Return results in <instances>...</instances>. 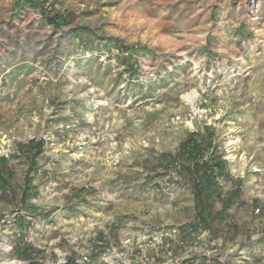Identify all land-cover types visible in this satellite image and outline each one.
<instances>
[{
  "label": "rangeland",
  "instance_id": "rangeland-1",
  "mask_svg": "<svg viewBox=\"0 0 264 264\" xmlns=\"http://www.w3.org/2000/svg\"><path fill=\"white\" fill-rule=\"evenodd\" d=\"M36 1L70 23L54 28L33 8L11 20L15 0H0V156H15L0 231L4 217L8 230L20 225L43 264H264V4ZM241 25L253 36L237 37ZM75 26L93 30L89 47ZM118 41L146 46L133 54L134 79ZM205 125L229 164L223 189L241 178L245 201L233 210L237 231L218 238L179 232L191 194L158 165ZM31 140L44 141L31 170L38 194L22 203L31 155L18 148ZM20 263L0 242V264Z\"/></svg>",
  "mask_w": 264,
  "mask_h": 264
},
{
  "label": "trees",
  "instance_id": "trees-1",
  "mask_svg": "<svg viewBox=\"0 0 264 264\" xmlns=\"http://www.w3.org/2000/svg\"><path fill=\"white\" fill-rule=\"evenodd\" d=\"M222 1L215 0L213 9H220L223 6L221 4ZM257 1L261 5L264 4V0H246L250 6L249 10L252 9L253 4L257 3ZM14 7L15 11L12 14L11 20L21 18L25 11L33 8L34 11L40 13L39 19L42 22H47L54 28L60 27L65 23H70L69 12H55L53 9L45 6L44 3L36 0H15ZM215 12L213 15H216ZM250 20L253 21L251 18ZM11 25L13 26L14 23L11 22L9 26ZM9 30H7V33ZM70 32L78 37H81V34L88 36L85 40L83 38L85 48L89 47L92 43L89 40L95 35L93 30L86 26H75ZM233 33L237 37L244 39L253 36V33L244 25H241ZM0 45L4 46L3 41H0ZM112 45H116L121 50H119L121 52H119V56L122 59L124 72L130 78L128 80L139 76L138 65L133 54H140L142 51H139L138 48H146V46L138 44L136 50V46L126 47L122 41L115 42V44L112 43ZM206 47L202 51H206ZM147 53H151L150 55L153 56L157 55L153 54V50H149ZM90 59L93 60V57ZM167 76L169 75L166 74L164 79ZM43 145V140H31L27 144H19L18 149L20 153L24 154L27 158L31 155L29 158L31 166L25 175L21 188L20 200L22 203L38 194V187L34 184L35 176L31 174V170H33V166L36 164V158L42 151ZM14 158L15 156L11 158L0 156V197L2 198H4V194L8 190L7 188L10 186L12 176L10 162ZM158 165L161 166L163 171L160 175L176 173L177 177L185 184L191 194L193 218L189 223L179 227L181 234L190 235L192 232H198L199 230H208L213 237L218 238L220 233L225 231V229L228 232L237 231L238 225L231 221V219L233 218V210L245 204L242 192V179L235 180V184L226 192H224L223 187L219 184V179L222 180L229 177V164L224 158V154L218 149L216 128L214 126L205 125L200 130L192 131L174 152L160 153L158 155ZM20 228L19 225L18 229ZM43 254V251L37 250L32 244L25 241L23 235L14 240V246L11 250V255L20 260H28V264H43L44 256H40ZM62 264H78V262L76 258L70 257Z\"/></svg>",
  "mask_w": 264,
  "mask_h": 264
},
{
  "label": "built area",
  "instance_id": "built-area-1",
  "mask_svg": "<svg viewBox=\"0 0 264 264\" xmlns=\"http://www.w3.org/2000/svg\"><path fill=\"white\" fill-rule=\"evenodd\" d=\"M219 184L223 188H225V185H224L223 181L220 180V179H219ZM51 188H52L51 187V183L50 184L48 183L45 186V191L46 192H49L51 190ZM226 191L227 190H224V192H226ZM7 222H9L8 219H7V217H4L2 219V222H1L2 223L1 224V229L2 230L0 231V242L2 244V248H4L5 252H8L9 253L13 249L14 240L16 238L22 237L23 234L21 233V230L18 229V228H15V229H12V230H8L7 229V226H6Z\"/></svg>",
  "mask_w": 264,
  "mask_h": 264
},
{
  "label": "bare ground",
  "instance_id": "bare-ground-1",
  "mask_svg": "<svg viewBox=\"0 0 264 264\" xmlns=\"http://www.w3.org/2000/svg\"><path fill=\"white\" fill-rule=\"evenodd\" d=\"M194 94H195V92H193V93H188L187 95H185V99H186L190 104H193Z\"/></svg>",
  "mask_w": 264,
  "mask_h": 264
}]
</instances>
